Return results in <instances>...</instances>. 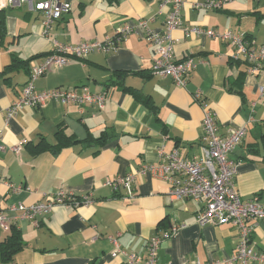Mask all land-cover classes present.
Returning a JSON list of instances; mask_svg holds the SVG:
<instances>
[{"label":"crops","instance_id":"1","mask_svg":"<svg viewBox=\"0 0 264 264\" xmlns=\"http://www.w3.org/2000/svg\"><path fill=\"white\" fill-rule=\"evenodd\" d=\"M68 1L69 14L47 37L40 14L25 7L2 12L0 73L14 57L42 56L40 60L53 51L54 40L66 46L102 41L140 19H151L149 28L160 31L169 11L161 0ZM205 1L184 0L181 26L171 34L175 60L190 57L195 63L184 88L169 77L152 75L154 46L141 32L118 42L114 52H93L82 61H69L35 82L39 92L86 86L93 94L104 93L107 101L101 113L89 106L80 111L75 105L47 102L5 122L36 59L28 70L13 72L8 83H0V210L12 219L22 245L8 264H125L123 255L111 256L110 238L123 252L146 257L147 241L173 226L180 228L160 243L157 264H225L232 256L238 242L232 225H197L202 203L170 201L167 182L154 173L136 174L145 166L157 168L161 152L175 150L185 161L200 155L203 111L193 100L199 92L200 102L214 113L220 134L228 127L245 126L242 142L230 155L238 162L235 190L241 202L255 197L264 204V94L259 90L264 87V69L249 75L245 63L231 60L233 50L224 41L184 33L186 28L228 29L264 46V0H233L215 11L194 7ZM127 89L148 97L155 111ZM60 129L78 142L58 153L38 152L42 140L48 146L57 144ZM103 133L111 136L106 144L92 141ZM23 140L26 144L14 154L11 148ZM129 174L134 175L131 196L122 187L103 185ZM8 185L20 189L13 192ZM60 192L68 203L54 204L35 216L38 226L21 218L20 209L11 210L44 204ZM85 197L87 203L73 202ZM9 234L0 229V242ZM251 242L259 259L250 264H264V222L256 223Z\"/></svg>","mask_w":264,"mask_h":264},{"label":"built area","instance_id":"2","mask_svg":"<svg viewBox=\"0 0 264 264\" xmlns=\"http://www.w3.org/2000/svg\"><path fill=\"white\" fill-rule=\"evenodd\" d=\"M233 0H206L196 4V9L207 11L220 10L226 3ZM162 6L169 7L162 30L154 31L149 28V20L140 19L135 24H126L117 28L113 35L105 37L102 41L80 43L76 46L62 45L52 41L53 51L48 56L36 59L31 68L30 76L21 90L19 98L11 103L5 115V122L16 118L24 109L40 108L47 102H58L61 105H75L80 111L84 106L93 108L94 112L104 110L107 98L104 93L93 94L88 87L56 88L51 91L39 92L35 82L49 71H57L69 61H82L93 52L108 54L114 52L117 44L133 34L141 32L143 39L154 46L156 57L153 59L151 73L160 77H169L178 87L184 88L191 72L195 68L192 58L187 57L181 61L174 58V40L172 32L181 26L180 12L184 0H161ZM25 7L29 13H38L42 17L43 34L47 37L53 25L68 15L70 4L68 0H0V12L7 9ZM187 35H204L208 38L224 41L232 48V61H241L247 67V73L254 75L264 69V46L257 45L255 41L245 35L232 30L216 32L211 29L205 31L198 28H186ZM260 94H264V87H260ZM201 94L196 92L193 100L202 108L201 121L202 136L200 137V155L190 161L181 160L177 151L169 154L161 152V163L158 167L145 166L136 174L154 173L156 177L167 182L169 190L167 197L170 201L192 200L203 204L196 215L199 226L230 224L237 231L238 242L232 256L222 263L225 264H250L259 259L254 253L251 235L257 222H264V204H260L255 197L246 202H241L235 190L234 177L238 162L232 160L230 155L240 145L245 134V126L228 127L224 134H220L214 113L200 102ZM26 140L19 142L11 148L18 154ZM1 150V149H0ZM133 174L113 181H106L103 185L108 187H122L131 196ZM13 192L19 187L8 185ZM66 195L62 192L50 197L44 204L31 205L24 208L22 205L11 207V210L20 209V217L32 221L34 226L38 222L35 216H40L54 204H66ZM88 202V197L83 199ZM12 219L6 217L0 210V229L5 233L10 232ZM180 227L173 226L169 231L151 237L145 246L146 257L136 253L123 252L114 238H110L113 246L111 256L123 255L125 264H157V250L163 239L169 238ZM186 264H200L194 261Z\"/></svg>","mask_w":264,"mask_h":264},{"label":"trees","instance_id":"3","mask_svg":"<svg viewBox=\"0 0 264 264\" xmlns=\"http://www.w3.org/2000/svg\"><path fill=\"white\" fill-rule=\"evenodd\" d=\"M115 1V0H114ZM143 2H149L151 0H142ZM3 11L0 12V38H2L4 36V20H3V16L1 15ZM51 53L45 54L43 55V57L48 56ZM42 56H35V57H31L30 59L27 60H20L16 57L12 58L10 63L5 66L2 70V72L0 73V83L2 82L3 84H6L9 82L10 78H8L7 76L10 75L13 72H19V71H26L28 70V65L30 63V61H33L37 58H40ZM30 76V75H29ZM127 92L131 93V95L133 97H135V99L140 102L142 105L146 106L148 109L155 111V107L154 105L151 103L150 99L148 97L142 96L140 94H137L136 91L132 90H128ZM85 107V106H84ZM83 107V108H84ZM79 110V109H78ZM107 134H102L100 135L99 138L97 139H93L92 141L94 143H97L99 145H104L106 144L108 141H110L111 136H106ZM56 138H57V144L54 146H48L47 143H45L43 140L38 144L40 147L43 148H38V152L44 150V149H49L50 152L54 153H58L61 149L65 148V147H71L74 144H76L78 141L72 137V136H67L64 134L63 129H60L57 131V133L55 134ZM91 140V139H89ZM64 202L67 204V198H65ZM73 202H75V205L78 204H83V200L79 201L78 199H76V201L74 200ZM21 240H20V235L18 233V231L12 226L10 229V234L7 236V238L3 241L0 242V262L3 264H8L11 260V258L14 256V254H16L20 249H21Z\"/></svg>","mask_w":264,"mask_h":264}]
</instances>
